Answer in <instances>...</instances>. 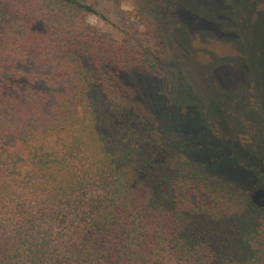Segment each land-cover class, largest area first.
I'll return each mask as SVG.
<instances>
[{
    "label": "trees",
    "instance_id": "16d2710c",
    "mask_svg": "<svg viewBox=\"0 0 264 264\" xmlns=\"http://www.w3.org/2000/svg\"><path fill=\"white\" fill-rule=\"evenodd\" d=\"M132 1L138 42L81 0H0V264H264V206L170 152L127 82L170 62Z\"/></svg>",
    "mask_w": 264,
    "mask_h": 264
},
{
    "label": "rangeland",
    "instance_id": "374dc122",
    "mask_svg": "<svg viewBox=\"0 0 264 264\" xmlns=\"http://www.w3.org/2000/svg\"><path fill=\"white\" fill-rule=\"evenodd\" d=\"M81 1L98 11L87 20L100 32L141 40L132 0ZM143 1L144 12L168 29L170 62L128 74L127 82L155 115L170 152L264 206V0Z\"/></svg>",
    "mask_w": 264,
    "mask_h": 264
}]
</instances>
